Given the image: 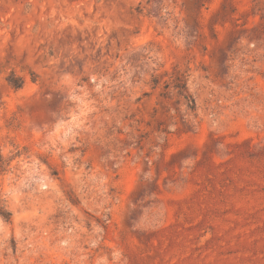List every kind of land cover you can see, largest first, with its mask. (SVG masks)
<instances>
[{"label": "rangeland", "instance_id": "obj_1", "mask_svg": "<svg viewBox=\"0 0 264 264\" xmlns=\"http://www.w3.org/2000/svg\"><path fill=\"white\" fill-rule=\"evenodd\" d=\"M0 264H264V0H0Z\"/></svg>", "mask_w": 264, "mask_h": 264}, {"label": "trees", "instance_id": "obj_2", "mask_svg": "<svg viewBox=\"0 0 264 264\" xmlns=\"http://www.w3.org/2000/svg\"><path fill=\"white\" fill-rule=\"evenodd\" d=\"M174 87L178 90L180 96L184 97L185 99H188L187 97H190L187 93V89L185 85L176 84ZM191 103L192 106H190V109L194 111L196 109V103L193 99H191ZM6 219L9 220L10 218L6 217Z\"/></svg>", "mask_w": 264, "mask_h": 264}]
</instances>
